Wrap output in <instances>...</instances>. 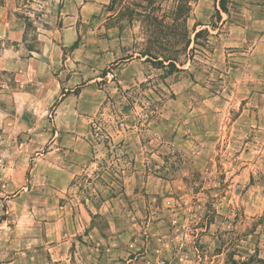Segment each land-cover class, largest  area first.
<instances>
[{
	"label": "rangeland",
	"instance_id": "1",
	"mask_svg": "<svg viewBox=\"0 0 264 264\" xmlns=\"http://www.w3.org/2000/svg\"><path fill=\"white\" fill-rule=\"evenodd\" d=\"M89 1L0 0V264L264 258V0Z\"/></svg>",
	"mask_w": 264,
	"mask_h": 264
},
{
	"label": "trees",
	"instance_id": "2",
	"mask_svg": "<svg viewBox=\"0 0 264 264\" xmlns=\"http://www.w3.org/2000/svg\"><path fill=\"white\" fill-rule=\"evenodd\" d=\"M220 9L223 12L227 13L226 8L222 5V0H221ZM211 27L215 28L213 25H211ZM203 32L207 33V30H200V31L195 32L193 41H195ZM186 46L188 48L189 41L187 42ZM72 48L73 49L76 48V43L73 45ZM164 60L167 62L171 61L170 58H164ZM256 225L260 227L261 231H264V213L261 214L259 217H257ZM232 264H264V258H258L257 251H255V253L253 254H247L243 260H232Z\"/></svg>",
	"mask_w": 264,
	"mask_h": 264
},
{
	"label": "crops",
	"instance_id": "3",
	"mask_svg": "<svg viewBox=\"0 0 264 264\" xmlns=\"http://www.w3.org/2000/svg\"><path fill=\"white\" fill-rule=\"evenodd\" d=\"M80 2H79V12H80V14L81 13H84V11H87V9L89 8V5L90 4H92V3H89L90 1L89 0H79ZM256 7H259L258 5H256ZM242 19V18H241ZM241 23L242 22H240V24L239 25H237V26H239L238 28L240 29V30H243L244 28L242 27V25H241ZM76 217V215L75 214H71V219H74ZM77 219V218H76ZM77 221V220H76ZM93 231V230H92Z\"/></svg>",
	"mask_w": 264,
	"mask_h": 264
}]
</instances>
